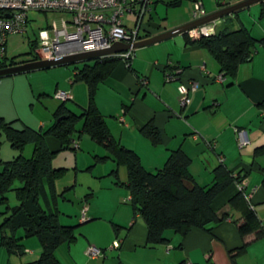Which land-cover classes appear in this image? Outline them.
I'll return each instance as SVG.
<instances>
[{
    "label": "crops",
    "instance_id": "0c3cea01",
    "mask_svg": "<svg viewBox=\"0 0 264 264\" xmlns=\"http://www.w3.org/2000/svg\"><path fill=\"white\" fill-rule=\"evenodd\" d=\"M173 1L180 4L170 5ZM201 1L204 7H209V10L205 8L206 12L211 13L244 0ZM161 3L171 7L187 3V10L180 12L171 24L165 25L162 21L161 25L151 14ZM192 7V0H155L148 16L159 28L151 27L150 36L190 22ZM234 18L220 19L216 29L226 25L237 29L242 24L249 30L240 12L234 14ZM150 36H143V39ZM142 47L136 50L138 57L134 51L129 67L120 61L96 90L95 104L112 138L124 148L137 152L149 172L160 169L171 150L181 149L191 159L189 172L201 186L212 183V170L220 163L234 175L244 176L241 183L230 184L213 200L215 213L219 217L224 212L228 215L214 224L210 232L193 228L181 236L168 230L165 243L149 245L147 228L139 216L134 217L127 188L118 185L111 174L116 170L120 183H126V168L118 167L110 158L97 162V156H108V152L86 134L73 136V142L79 145L74 151L59 149L57 140L47 138L48 147L56 151L52 167L64 169L54 181L55 193L60 195L68 189L66 192L73 191L78 195L76 187L81 186V192L75 198L80 199L82 207L75 211L68 208L66 202L72 203V200L66 192L58 197L59 223L83 226L94 221L100 228L95 236L85 227L78 235L75 233L73 242L58 246L54 251L58 264H264V153H255L257 148L264 146V47L256 46L251 60L239 66L236 79L225 78L222 83L214 80L220 71L216 60L207 50L189 42L185 32L180 34V39L172 36ZM149 53H155V57L147 58ZM168 66L176 67L175 80L166 81L165 72L173 70ZM142 77L147 79L146 84L141 82ZM191 80L198 86L191 93L189 103L181 105L180 97ZM60 82L65 84L60 91L68 92L69 100L75 104L69 105L71 109L79 111L88 105L87 87L83 82H73L72 75L67 72L56 84ZM60 102L49 109L51 114ZM0 116L5 117V114ZM149 121L160 134L161 142L156 146L140 133ZM53 122V115H46L35 124L26 123L34 129L44 130ZM239 130L245 131L249 140L244 147L237 143ZM24 152L25 149L23 155ZM241 190L261 224V235L251 233L241 237L238 234L237 226L242 222V216L229 208L228 200ZM101 192H106L107 197ZM125 199L128 203H124ZM102 201L109 204L102 207L99 205ZM84 207H87L86 220L81 221ZM17 235L22 236V231ZM21 244L24 247L22 254H11L0 245V264H23L38 258L41 252L38 238H22ZM89 245L98 248L101 254L89 257L85 253Z\"/></svg>",
    "mask_w": 264,
    "mask_h": 264
},
{
    "label": "trees",
    "instance_id": "16d2710c",
    "mask_svg": "<svg viewBox=\"0 0 264 264\" xmlns=\"http://www.w3.org/2000/svg\"><path fill=\"white\" fill-rule=\"evenodd\" d=\"M179 4V1L170 3L174 6ZM259 17L264 18V3L261 4ZM145 25L148 30L146 36L151 35L149 28H159L151 17L147 18ZM188 41L211 54L220 67L218 76H221L223 82L225 78L236 79L239 66L251 60L257 44L264 43V37L254 38L241 24L237 29L226 25L216 29L213 35ZM35 47L36 40L31 42L27 53L30 58L24 61L37 60ZM24 61L4 56L0 60V68ZM120 61L119 57L108 56L80 62V65L72 63L75 65L72 81L86 85L88 105L77 112L69 107L67 100L61 101L52 114L54 122L44 130L25 124L16 128L14 121H7L0 116V138L4 135L10 146L17 151L12 159L0 161V202L7 204L9 192H13L17 201L13 206L7 204L5 210L0 212V245L11 254H22V238L36 237L41 244L38 258L23 264H58L54 256L55 249L76 239L75 226L61 225L58 220V197L64 193H55L54 181L64 169L52 167L56 151L48 147L47 138L57 140L59 149L74 151L77 148L71 145L73 136L86 134L103 145L108 152V156H97V162L110 158L118 167L126 168V183H120L116 170L111 174L118 185L123 184L127 188L133 215L139 216L147 228L146 242L149 245L165 243V232L168 230L181 236H185L193 228L210 232L214 224L228 215L224 212L219 217L212 209V202L230 184L241 183L243 174L234 175L220 163L212 170V183L201 186L189 172L191 159L181 149L171 150L163 166L149 172L143 167L137 152L124 148L112 138L105 119L95 104V95L98 85L109 77ZM170 68L173 70L168 72L177 76L174 71L176 67ZM140 133L154 146L161 142L160 134L152 121L147 122ZM29 144L33 146L32 154L25 157L23 151ZM255 153H264V146L257 148ZM51 203L54 206H50ZM228 206L242 216V222L237 226L241 237L251 233L262 234L261 224L242 190L228 200ZM19 231H22V236L17 235Z\"/></svg>",
    "mask_w": 264,
    "mask_h": 264
},
{
    "label": "built area",
    "instance_id": "2783aa9c",
    "mask_svg": "<svg viewBox=\"0 0 264 264\" xmlns=\"http://www.w3.org/2000/svg\"><path fill=\"white\" fill-rule=\"evenodd\" d=\"M155 0H0V60L6 56V43L10 34H23L27 31L29 11H57L72 15L70 19L52 22L38 31L34 53L37 60H53L92 51L104 50L114 43L128 45V49L118 53L100 56L119 57L127 65L134 57L133 45L148 34L145 25ZM192 20L207 14L201 0H192ZM8 16H5V15ZM128 16L133 17L132 25ZM220 19L188 29L185 33L189 40L213 35ZM150 30V28H149ZM264 47V43L262 44ZM166 81L176 79L165 72ZM216 81L222 83L221 76ZM141 82L147 83L142 77ZM196 81H189L180 97L181 105L190 101L191 93L197 88ZM61 101L70 99L66 91H56L54 95ZM249 142L245 131H237V143L244 147ZM72 146L78 148L77 142ZM86 208L81 211V221H85ZM85 253L97 257L101 251L89 245ZM120 264V263H117Z\"/></svg>",
    "mask_w": 264,
    "mask_h": 264
},
{
    "label": "rangeland",
    "instance_id": "374dc122",
    "mask_svg": "<svg viewBox=\"0 0 264 264\" xmlns=\"http://www.w3.org/2000/svg\"><path fill=\"white\" fill-rule=\"evenodd\" d=\"M186 5L187 3L182 5L181 7H171L166 6L165 3H161L160 6L155 7L154 11H152L151 14L153 18L156 19V21L160 24L162 23V21H164L165 25H168V23L171 24L173 22V19L180 12H186ZM260 7L261 3L258 1L238 11L240 12V15H243L245 17L244 21L246 23V26L249 28L251 34L255 38H261L262 36H264V18H259ZM205 8H207L206 10H209V7L207 5L205 6ZM71 17L72 15L66 12L29 11L26 33L10 34L8 36L6 43V57L8 59L14 57L17 61L28 60L30 56L27 53L30 51L31 42L36 39L38 31L42 28H46L52 22L59 23L61 19H70ZM127 18L129 23L132 25L133 17L128 16ZM190 18H192V16H189V19ZM226 18L235 19L234 14L224 16L220 19L222 20ZM161 25H163V23ZM173 37H175V39H180V34H177ZM258 45L259 44H257V46ZM259 46L263 47L262 45ZM140 48L143 47L135 48V51H138ZM137 51L136 55L138 57L139 55L137 54ZM146 57L154 58L155 53H149L146 55ZM151 61L153 62V60ZM75 64L80 65V62ZM74 67V64L55 66L42 70H34L15 74L12 76L0 77V114H5L6 119L13 118V120H7L14 121V126L18 128L23 126L21 125L22 123L27 124V121L34 122L33 124H35L36 120L43 118L46 115L52 117L51 110L49 109L55 107L56 104H58V102L60 101V99H57L54 96L56 93L54 92V89L57 87L59 88L57 89V91H60L65 85H63L61 82L58 84L56 83L58 80L63 78V75H66V72L72 75ZM82 85L84 84L82 83ZM66 103L70 106L75 105L69 99L66 101ZM5 117L3 118L5 119ZM78 126H80V124ZM31 152L32 145H27V147L25 148L24 156L29 157L31 155ZM14 153L15 150H13V148L10 146L5 136L2 135L0 138V161L4 162L12 159L13 156L17 155V152L15 153V155H12ZM99 165L101 166V164ZM1 169L2 164L0 163V170ZM122 169H125V167L122 166ZM46 188L48 189V186H46ZM76 190L79 195V192H81V186H77ZM101 193L103 197H107L106 192ZM65 194H67V196L70 197V200H72V203L71 201L66 202L70 211H75L78 207H82L80 199L75 198V196H78L77 194H74L73 191H68ZM7 195V204L10 206L16 205L17 201L14 197L13 192H9ZM41 202L42 204L44 203L42 200ZM100 202L101 201H99V203ZM124 203H128V199H125ZM7 204H3L0 202V212L5 210ZM83 204L87 205L85 202ZM105 204L109 203H106V201H102V203L99 205L102 207H106ZM95 224L99 223L90 221V223L87 222L86 224H83V226L81 224H78L75 226V233L78 235L80 230L87 227L88 231L91 234L97 236V234H99L100 228L99 226H95Z\"/></svg>",
    "mask_w": 264,
    "mask_h": 264
},
{
    "label": "water",
    "instance_id": "95a60500",
    "mask_svg": "<svg viewBox=\"0 0 264 264\" xmlns=\"http://www.w3.org/2000/svg\"><path fill=\"white\" fill-rule=\"evenodd\" d=\"M258 1L260 2L263 0H244V1H240L234 4L224 6L214 12L207 13L206 15L200 18L191 20L190 22L185 23L177 28L164 31L162 33L141 39L138 42H136L133 45V47L138 48L142 46H147V45L162 41L164 39L170 38L176 34H182L186 32L188 29L193 28L195 26H199L204 23L212 22L214 20L220 19L230 14H234L236 11L243 9L249 6L250 4L258 2ZM5 16H8V15L6 14ZM126 49H128V45H125L123 43H114L112 46L104 50L92 51L88 53H82L78 55L62 57V58L53 59V60H40L39 59V60H32V61H24L22 63L16 64L13 66L0 68V77L22 73V72L34 71L38 69H45V68L54 67V66H61L65 64L91 61L100 56L118 53Z\"/></svg>",
    "mask_w": 264,
    "mask_h": 264
}]
</instances>
